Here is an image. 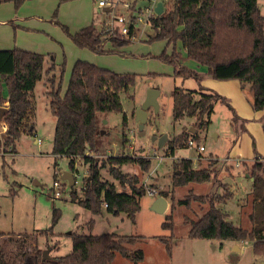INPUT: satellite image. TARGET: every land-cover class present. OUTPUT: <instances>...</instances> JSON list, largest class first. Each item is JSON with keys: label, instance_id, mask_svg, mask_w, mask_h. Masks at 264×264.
Masks as SVG:
<instances>
[{"label": "rangeland", "instance_id": "rangeland-1", "mask_svg": "<svg viewBox=\"0 0 264 264\" xmlns=\"http://www.w3.org/2000/svg\"><path fill=\"white\" fill-rule=\"evenodd\" d=\"M148 5L149 0H137V6L145 14ZM258 6L264 15V0H258ZM123 8L120 5L118 10ZM101 10L98 0H26L19 7L12 0H0V47L10 49L22 44L30 47V50L40 49L45 54L43 78L37 82L33 92V125L16 142V152L0 154V233H4L0 236V244L4 246L5 254L16 250L20 243L28 248L37 243L43 250H49L48 256H62L72 250V232L116 233L140 236L139 241L129 246L142 249L145 257L139 263H134L118 254L114 264H264V253L255 254L251 241L191 238V226L185 221L186 217L199 218L208 205L195 201L188 205L185 200L190 191L197 194H223V185L226 183L233 195L219 203L218 207L228 214V220L235 225L252 227L250 213L253 178L249 174L254 160L244 162L241 160L243 156L234 158L232 154L229 162L223 163V160L236 143L235 147L240 145V155L252 154L255 147L264 156L263 120L258 115L246 120L234 119L229 106L220 101L215 103L206 128L196 129L194 124L198 122L194 118L175 120L173 89H196L199 81L193 77L176 76L174 66L160 57L164 50L171 54L173 45H168L165 39L149 40L150 36L146 32L148 28L142 24H139L137 37L126 44L114 46L107 41L105 48L111 49L108 52L99 53L76 44L69 33H75L91 23L99 30L102 29L100 32L108 37L114 35L105 29L104 24L100 25ZM178 48L183 51L180 43ZM78 59L119 73L136 75L134 86L120 93L123 112L104 115L103 119L107 123H103L102 127L107 132L106 141L104 151L98 155V160L102 161L108 156L119 154H132L151 161L147 171L137 163L120 165L123 172L137 175L139 183L147 190L140 198L141 208L135 222L125 212L114 214L103 207L100 214H95L73 201L72 188L78 196L83 195L85 183L82 178L73 187L69 184L64 186L60 197L54 196L53 183L63 179L64 171L69 170L70 158L52 153L57 117L50 108V91L61 86V95H64L74 63ZM53 63L54 82L47 80V76L52 75L47 70ZM184 64L190 69L206 72L204 76L210 77V80H220L192 59L186 58ZM150 88L160 91L159 109H148L144 134H140L135 110L143 104ZM124 114L127 116L126 125L123 124ZM183 129L197 131L199 140H195V145L178 147L174 153L169 154L168 141ZM165 133L168 139L159 146L154 137ZM123 136L128 137V140L124 141ZM201 144L205 150H199ZM200 155L203 156L201 159ZM182 158L192 159L195 167L211 166L209 160H214L212 166L218 169L216 177L207 182L174 186L175 173L180 172L175 162ZM76 168L83 175L88 166L80 159ZM109 168V163L101 167L102 178L114 183L117 190L130 192V187L122 186L109 172ZM153 189L156 193H150ZM162 191L168 193V207L164 212H159L152 205ZM56 209L59 210V218L53 226V233L41 235L39 231L52 227ZM168 216H171L173 228L163 226L164 222L169 221ZM91 220L93 222L89 223ZM171 235L173 249L169 255L158 237ZM55 245L57 247L51 250Z\"/></svg>", "mask_w": 264, "mask_h": 264}, {"label": "trees", "instance_id": "trees-1", "mask_svg": "<svg viewBox=\"0 0 264 264\" xmlns=\"http://www.w3.org/2000/svg\"><path fill=\"white\" fill-rule=\"evenodd\" d=\"M19 7L26 0H12ZM65 1V0H61ZM157 33L149 40L165 39L173 45V52L165 50L160 57L174 66V74L184 78L193 77L199 81L198 89L175 87L173 95V115L175 120L190 117L198 122L196 129L206 128L214 111V105L220 101L226 103L233 112V118L240 117L229 100L218 92L201 85L198 71L188 68L184 61L192 59L205 66L207 72L216 79H237L243 87H249L252 93L254 110L264 109V15L261 14L258 0H169L165 11L151 19ZM66 31L68 28L66 27ZM133 33V27L130 31ZM73 41L81 47H88L96 52L111 51L105 48L107 41L114 46H121L130 39L108 37L91 23L75 33H69ZM181 44L183 51L178 48ZM45 54L24 48L14 47L0 50V105L9 101L3 121L8 125L7 145H13L23 132L33 125L35 100L34 88L43 78ZM54 65L48 68L52 72ZM54 82L55 76L49 78ZM136 82L134 73H119L92 62L78 59L64 95L61 86L50 91V108L56 115V127L52 153L70 158L69 170L73 171L78 159L88 166V176L84 181L83 195L80 197L74 188L71 190L73 201L100 214L105 207L108 212H125L136 221L141 208L140 198L147 192L139 183L137 175L131 176L120 169L124 163H137L147 171L151 161L132 154L111 155L106 160H98L104 151L105 132L103 118L106 113L123 112L120 93L128 91ZM6 92V94H5ZM207 116V119L205 117ZM127 116H123L126 125ZM34 129V126L32 130ZM264 129V119H263ZM124 141L128 137H124ZM190 140H199L197 131L190 129L168 141L169 154L176 148L184 147ZM255 149V147H254ZM252 172V211L251 228L235 225L228 220V214L218 207L232 197L229 185L224 183V193L197 194L190 191L185 200L188 205L195 201L208 204L203 214L197 218H185L190 224L189 237L235 241L249 240L253 243L255 254L264 253V156L255 151ZM202 156L200 155L201 159ZM208 166L195 167L193 160L182 158L175 162L174 186L189 182H207L216 177L217 168L210 159ZM110 164L109 172L122 186L128 185L130 192L119 191L114 183L104 180L101 167ZM161 195L168 197L166 191ZM59 210L54 211L53 224L49 229L39 231L41 235L53 233V226L58 221ZM164 222L165 228H173L171 216ZM93 220L89 221L92 223ZM4 233H0V236ZM73 241L72 250L62 256L49 255L43 259V249L35 243L31 248L18 244L16 250L7 254L0 244V264H114L116 256L139 263L145 257L142 249L133 248L141 238L135 235L116 233L85 234L70 233ZM169 255L173 249V235L158 237ZM20 240H18V243ZM57 245L51 247V250ZM7 259V260H6Z\"/></svg>", "mask_w": 264, "mask_h": 264}, {"label": "built area", "instance_id": "built-area-1", "mask_svg": "<svg viewBox=\"0 0 264 264\" xmlns=\"http://www.w3.org/2000/svg\"><path fill=\"white\" fill-rule=\"evenodd\" d=\"M158 1L163 2L165 11L166 5L168 4L169 0H149V5L145 9L147 14H145L144 10L141 7L137 6V0H98V7L102 9V22L100 23V25L104 24L105 29L108 32H111V34H114L116 35V37L122 39H135L139 30V24H142L145 28H148V30L146 31L147 34L149 31H152V35H154L157 33V30L153 27L151 19L158 15L155 10ZM120 5L124 6L123 10H118V7H120ZM107 6L111 7V10L104 12L103 9ZM132 27L133 33H130ZM8 105L9 101H5L3 105H0V108L8 107ZM7 133L8 125L5 121H3V119H0V154H5L6 152L12 153L14 151V146L7 145L6 143ZM188 144L192 146L196 143L194 140H190ZM204 149V145H199V150L202 151ZM229 160L230 158L226 157L223 160V163L229 162ZM79 161L80 159L76 161L75 168L72 171L75 178V184L78 182L79 178H82L84 182L85 178L89 174L88 168H86L83 175L79 174L78 169L76 168L77 164H79ZM240 162H237V164H239ZM67 184L68 182L64 179L55 180L53 183L54 196L60 197L63 193L64 186H66ZM150 193H156V190L153 189L150 191Z\"/></svg>", "mask_w": 264, "mask_h": 264}, {"label": "crops", "instance_id": "crops-1", "mask_svg": "<svg viewBox=\"0 0 264 264\" xmlns=\"http://www.w3.org/2000/svg\"><path fill=\"white\" fill-rule=\"evenodd\" d=\"M85 26H87V25H85ZM19 48H24V49L30 50L29 49L30 47L22 45V44H19ZM1 49H8V48L0 47V50ZM32 51H36V52L40 51L41 53L43 52L40 49H34ZM52 65H54V68H55V64L54 63L49 65V67L52 66ZM198 72L200 73L201 79H202L201 85L203 87L209 89V90H213L215 92H218L221 95L225 96L227 99H229L230 100L229 101L230 104L233 106L235 112L238 114V116L240 118H243V119L246 120V119L255 118L258 115L259 119L263 120L264 109L263 110H259V111L254 110V108L252 106V93H251L249 87H243L241 82L239 80H237V79H229V80H226V81H224V80H222V81H220V80H210V77L204 76V74L206 72H204V71H202V72L198 71ZM51 73L53 75V71ZM51 76L48 75L47 76L48 77L47 80ZM205 80H207V81H205ZM222 83H227V84L224 85ZM198 88H199V86H198ZM198 88H196V89H198ZM237 140L235 141V143L237 142ZM236 144L233 145V149L230 150L227 153L226 157L230 158L229 156H230V154H232V156H234V158H237L235 156H243L241 160L244 161V162H249V161H253L254 160L255 151H256L254 148L252 150V154H250L248 156H244L242 154L240 155V153H241L240 145H237V147H235ZM256 152L258 154H261V151H259V150L256 151ZM246 160H249V161H246Z\"/></svg>", "mask_w": 264, "mask_h": 264}, {"label": "water", "instance_id": "water-1", "mask_svg": "<svg viewBox=\"0 0 264 264\" xmlns=\"http://www.w3.org/2000/svg\"><path fill=\"white\" fill-rule=\"evenodd\" d=\"M110 10L111 7L108 6L103 9L104 12ZM155 10L158 14L163 13L164 4L162 1L157 2ZM152 34H153L152 31L148 32L149 36H151ZM159 94L160 91L158 89L150 88L148 90L147 96L143 104L138 109L135 110V120L138 122V129L140 134H144V127L148 119V109L150 107H154L156 110L159 109V102H158ZM6 109H7L6 107L0 108V119L3 118ZM103 123H107V120L103 119ZM154 138L158 140L159 146H162L165 143V141L168 139V134L165 133L162 134L160 137H154ZM62 178L68 182L70 187H73L75 185L74 174L71 170L64 171ZM152 207L156 211L164 212L168 207V199L163 195H159L154 200ZM48 251H49L48 249L43 251V259H46L48 257Z\"/></svg>", "mask_w": 264, "mask_h": 264}]
</instances>
